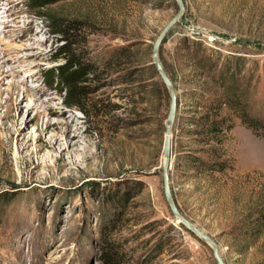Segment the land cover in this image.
I'll return each mask as SVG.
<instances>
[{"label": "rangeland", "instance_id": "1", "mask_svg": "<svg viewBox=\"0 0 264 264\" xmlns=\"http://www.w3.org/2000/svg\"><path fill=\"white\" fill-rule=\"evenodd\" d=\"M183 1L185 11L160 50L169 75H177L179 96L174 198L219 243L227 264H264V225L256 214L264 205V136L233 115L235 125L217 147L231 166L206 169L196 157L217 159L190 131L205 109L199 98L182 97L186 78L199 72L195 56L204 48L219 70L220 52L237 62L249 85L250 116L264 119V0ZM2 2L9 17L0 14V43L23 45L19 56L27 63L3 64L0 44V264H101L103 233L113 227L111 239L127 264H217L212 248L172 214L163 191L171 97L168 105L159 99L152 49L179 12L176 0ZM67 42L93 69L81 82L88 100L82 108L66 105L57 83ZM37 90L47 93L41 101L30 99ZM45 106L80 120L71 129L81 136L79 154L61 158L64 147H50L54 133L40 135L46 122L63 121L47 116Z\"/></svg>", "mask_w": 264, "mask_h": 264}, {"label": "trees", "instance_id": "2", "mask_svg": "<svg viewBox=\"0 0 264 264\" xmlns=\"http://www.w3.org/2000/svg\"><path fill=\"white\" fill-rule=\"evenodd\" d=\"M52 2L53 0H47L45 5ZM39 13L44 18L49 16L48 14H44V12ZM57 32L67 36L66 29H58ZM74 45L75 42H67L62 47L63 57L66 61L64 65L56 69L58 72L56 77L57 83L60 84L65 91L64 102L66 105L82 108L84 105L88 104V100L85 96L81 82L85 77L93 74V69L90 67V62L81 52H78L77 49L74 48ZM199 49L200 48H198V50ZM201 50L203 54L200 57L195 56L196 58H194L196 59L195 67L199 69V72L196 73L197 77L193 78V80L186 78V87L183 89L182 97L186 100L199 98L197 104L205 110L204 112H201L199 116L194 117V123H196L197 127L190 131L191 134H198L201 136V141L211 147L207 149L209 155L217 159H206L198 156L196 157L197 160L206 169L224 171L231 166L229 164L231 160H220L219 157L224 155L226 151L219 153L217 147L223 142V136L225 133L234 127L235 123L233 115L239 116L248 128L261 136H264V119L250 116L248 105V101H250V88L248 83H245L239 77L240 70L237 69V62H234L230 57H223V54L218 52L217 59L223 66L217 70L216 68L214 69L216 62H211V57L204 53V48ZM220 57H223L224 59H221ZM163 66L167 73L170 74L164 62ZM152 68L155 75L158 77L157 85L159 89V99L162 103H165L164 105H168L170 92L153 63ZM174 76V78L170 76L171 79L177 80V75L174 74ZM206 78L209 79V86L204 85ZM223 104L227 106V112L230 113L223 112ZM119 203H123V201L119 199ZM257 213H261L259 218L261 220V225L263 226L264 205L258 212H256V214ZM258 222L260 223L259 220ZM113 231L114 227L105 229L103 233V243L100 256L101 264H127L122 256L121 250L111 239ZM168 243L169 242L167 241L166 244H161V246L159 244V253L163 251L164 246Z\"/></svg>", "mask_w": 264, "mask_h": 264}, {"label": "water", "instance_id": "3", "mask_svg": "<svg viewBox=\"0 0 264 264\" xmlns=\"http://www.w3.org/2000/svg\"><path fill=\"white\" fill-rule=\"evenodd\" d=\"M179 5V12L170 20V22L165 26L162 30L158 38L156 39L153 49H152V63L156 66L157 71L165 85L167 86L170 97V110L169 114L165 120V139H164V162L162 168L163 174V191L164 196L168 202L170 210L175 218L182 224L186 226L187 229L191 230L196 236L207 243L213 251V255L217 264H227L225 258L223 257L221 246L219 243L209 234H207L203 229L189 220L180 210L172 191L171 186V177H170V169L173 163V125L176 121L177 111L179 108V96L175 84L167 71L165 70L161 59H160V50L163 45L167 42L168 38L170 37V31L173 26L180 20L184 11H185V4L183 0H176Z\"/></svg>", "mask_w": 264, "mask_h": 264}, {"label": "bare ground", "instance_id": "4", "mask_svg": "<svg viewBox=\"0 0 264 264\" xmlns=\"http://www.w3.org/2000/svg\"><path fill=\"white\" fill-rule=\"evenodd\" d=\"M3 4H4V2H2V0H1L0 1V11H2V12H0V14H7L8 15L7 17H9L8 11L3 12ZM0 44L2 46L1 52L4 54V57L2 58L3 64H9V63L13 62V64L22 66V64L27 63V59H23L22 57L19 56V53L22 50H24L23 45L19 46V47H13L11 44H2V43H0ZM11 70H12L13 76L19 75V73H17L15 71L14 66ZM1 75L5 76L6 74H4V72H1ZM11 87H12V90H19L17 88V86L15 85V83H12ZM35 93H36V97L30 96V99L33 101H35V100L41 101L42 97L47 94L46 92L41 91V90L40 91L37 90V91H35ZM38 95H41V96L38 97ZM13 100H14V98H13ZM53 100H55V99L50 98L49 102H53ZM41 103H43V102H41ZM36 107H37L36 104H33L31 106V108H33V109L35 108V110H36ZM45 113L47 114V116L58 115L60 118H62L63 121L57 122L56 124H51L50 121L46 122V124L44 125L45 128L43 130H41L40 135L43 136L46 132H49V131L54 133L52 135V139L54 140V142L51 143L50 147L52 149H55V146H58L59 148L64 147L63 150H61L62 149L61 148L60 151L58 152V154L60 155L61 158H63V156L69 152L74 153V155L79 154L80 153L79 150H76L75 148L78 146L77 142L79 141L78 139L81 138V136L77 135V134L71 135V129H72V125L74 123H78L80 120L75 116H71L69 119H66L64 113L60 114L58 111H54L52 108L46 107V106H45ZM41 114L38 113V117L39 116L41 117ZM40 140H41V137H39V141ZM39 146H40V144H39ZM46 148H47V146H46ZM42 150H43V146L38 147L37 153L39 154L40 152H42ZM70 168H72L71 165H70Z\"/></svg>", "mask_w": 264, "mask_h": 264}]
</instances>
